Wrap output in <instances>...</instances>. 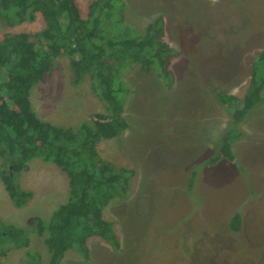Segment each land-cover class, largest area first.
Returning <instances> with one entry per match:
<instances>
[{"label": "rangeland", "instance_id": "374dc122", "mask_svg": "<svg viewBox=\"0 0 264 264\" xmlns=\"http://www.w3.org/2000/svg\"><path fill=\"white\" fill-rule=\"evenodd\" d=\"M90 1L74 0L82 15ZM121 1L126 37L140 35L155 16L163 18L162 40L177 51L169 66L171 84L155 67L116 66L123 84L117 73L115 83L124 89L117 95L124 98L122 115L130 126L101 139L97 153L131 173L125 195L112 197L102 210L118 246L91 236L87 257L68 249L61 264H264V85L241 121L233 114L242 102L230 97L245 95L252 64L264 51V0ZM44 27L40 12L12 25L0 20V40L5 33ZM54 63L30 90L40 119L76 126L110 112L89 79L73 81L66 56ZM228 131L239 134L231 144L232 162L218 155ZM14 182L31 195L15 206L0 177V220L6 224L27 228L34 216L48 219L69 198L66 174L39 157ZM43 238L30 233L28 244L7 251L0 264H27V251L40 253L46 264Z\"/></svg>", "mask_w": 264, "mask_h": 264}, {"label": "trees", "instance_id": "16d2710c", "mask_svg": "<svg viewBox=\"0 0 264 264\" xmlns=\"http://www.w3.org/2000/svg\"><path fill=\"white\" fill-rule=\"evenodd\" d=\"M37 12L43 16V30L5 33L0 40V177L13 204H25L31 192L20 189L14 176L27 168L29 160L39 157L66 174L69 198L53 209L48 219L34 216L27 228L0 220V262L13 247L27 245L33 232L44 237L46 264H61L68 249L80 250L87 257L86 239L91 236L118 246L113 223L103 219L102 210L112 197L125 195L131 173L115 168L97 153L101 139L117 136L130 126L122 115L124 98L117 93L124 89L116 85L115 74L119 75L117 71L125 63H138L142 71L155 67L168 82L170 61L177 51L162 40L160 15L151 19L140 35L126 37L121 0H91L85 15L74 0H0V20L7 25L33 20ZM60 55L68 58L75 83L89 79L92 91L105 101L108 114L96 113L92 120L76 126L55 125L35 114L30 90L51 72ZM251 76L241 99L230 96L242 102L238 114H233L235 121H241L259 99L264 85V51L253 62ZM233 132L223 133L218 151L231 162V144L239 136ZM238 224V217L233 216L232 229ZM26 254L27 264H45L40 253Z\"/></svg>", "mask_w": 264, "mask_h": 264}, {"label": "clouds", "instance_id": "9594fccd", "mask_svg": "<svg viewBox=\"0 0 264 264\" xmlns=\"http://www.w3.org/2000/svg\"><path fill=\"white\" fill-rule=\"evenodd\" d=\"M212 2H213V3H216V2H217V0H212Z\"/></svg>", "mask_w": 264, "mask_h": 264}, {"label": "crops", "instance_id": "0c3cea01", "mask_svg": "<svg viewBox=\"0 0 264 264\" xmlns=\"http://www.w3.org/2000/svg\"><path fill=\"white\" fill-rule=\"evenodd\" d=\"M36 158V157H35Z\"/></svg>", "mask_w": 264, "mask_h": 264}]
</instances>
